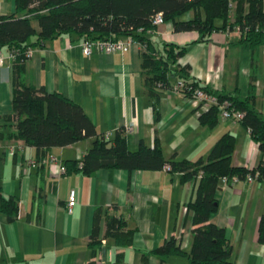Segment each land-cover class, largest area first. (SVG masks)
<instances>
[{
    "label": "crops",
    "instance_id": "0c3cea01",
    "mask_svg": "<svg viewBox=\"0 0 264 264\" xmlns=\"http://www.w3.org/2000/svg\"><path fill=\"white\" fill-rule=\"evenodd\" d=\"M12 11L13 0H0V15ZM189 16L187 13L182 18ZM147 36L156 44L166 41L185 45L175 65H187L190 76L217 92L244 98L253 88V107L264 118V44L252 49L238 43L240 32L236 27L215 30L206 41H199L195 31L174 32L169 22L159 24ZM79 42L59 36L31 47L21 80L72 100L99 133L131 125L132 133L124 134L129 150L136 149L140 141L151 146L156 139L165 158L194 161L205 158L215 141L223 133H230L234 137L232 166L250 169L262 159L257 144L237 121L218 116L212 127L201 125L197 117L205 109L168 88L158 91L154 120L153 100L143 87L137 44L124 52L92 51L84 56ZM0 51L6 55L7 51ZM174 81L170 78L168 82L171 85ZM11 95V60L5 57L0 63V130L10 123L9 129H14L13 120L1 119L10 113ZM89 142L83 139L37 151L21 139L0 140V196L13 198L17 208L11 218L0 212V264H86L94 211L110 204L116 205L126 227L133 231L131 245L122 250L123 264H140L142 252L151 251L170 237L179 242L180 248H189L191 211L183 207L194 196L196 179L179 182L178 173L162 168L129 172L103 168L88 176L60 174L57 163L39 162L24 171L20 168L21 160H40L47 154L62 164L64 160L80 159ZM8 146H14L11 156L6 153ZM70 189L75 190L76 201L67 213ZM214 197L217 210L208 221L224 229L232 264H262L264 248L257 241V222L264 211V182L219 181ZM103 233L100 215L97 237L102 238ZM101 246L104 254L100 249L97 257L113 263L116 248L112 242L102 239ZM180 257L169 256L164 264H186ZM146 264H158V258L148 255Z\"/></svg>",
    "mask_w": 264,
    "mask_h": 264
},
{
    "label": "trees",
    "instance_id": "16d2710c",
    "mask_svg": "<svg viewBox=\"0 0 264 264\" xmlns=\"http://www.w3.org/2000/svg\"><path fill=\"white\" fill-rule=\"evenodd\" d=\"M157 12L161 13L163 22L171 24L174 32L195 31L199 41H206L215 30L236 27L240 32L238 43L252 49L264 44V0H13V11L0 15V50L14 53L10 113L1 116L3 121L13 120L14 129H9L11 123L4 124L0 140L21 139L38 151L90 139L80 159L63 161L64 174L78 172L88 176L103 168L128 172L159 170L168 164V172L178 173L179 182L196 179L194 196L185 203L186 209L191 211L189 248H180L179 242L170 237L151 251L142 252L140 264H146L148 255L156 256L158 264H164L169 256L184 257L186 264H232L231 246L224 229L209 222L208 218L217 210L214 192L221 177L236 176L244 180L249 174L264 182V118L253 107V88L244 98L220 93L190 76L187 65H175L177 58L184 54L185 45L166 41L156 44L147 36L156 28L150 20ZM187 13L190 16L182 18ZM59 36H68L71 40L131 38L140 49L143 87L153 100V110L158 91L170 86V78L182 81L181 94L186 98L195 88L212 93L217 104L199 113V124L212 127L221 111L219 104L226 101L225 109L242 112L236 121L257 144L262 159L250 169L232 166L234 137L230 133H223L205 158L194 161L174 156L165 158L156 139L151 146L140 141L136 149L129 150L122 128L105 138L72 100L56 91L47 92L43 86H28L21 80L27 60L25 49L41 46L44 41ZM155 119L157 112L154 110ZM16 209L13 198L0 196V212L11 218ZM100 215L104 220L102 238L97 237ZM132 234L115 204L102 210L96 208L88 239L90 257L86 264H95L102 239L110 240L116 248L111 264H123L122 250L131 245ZM257 241L264 248V211L257 222Z\"/></svg>",
    "mask_w": 264,
    "mask_h": 264
},
{
    "label": "built area",
    "instance_id": "2783aa9c",
    "mask_svg": "<svg viewBox=\"0 0 264 264\" xmlns=\"http://www.w3.org/2000/svg\"><path fill=\"white\" fill-rule=\"evenodd\" d=\"M162 21V15L160 12L155 13L150 20V23L154 26H158L161 24ZM238 29V28H237ZM239 31V30H238ZM132 44H136L131 38L126 37V38H116V39H97V40H90V39H83L80 40L79 42V48L80 52L84 56H88L92 51H96L99 53H113V52H124L127 51ZM32 50L30 47L26 48L24 51V56L26 59H28L31 56ZM6 55H4L0 51V63H2L6 58L12 60L14 53L11 52H6ZM182 81L181 80H175L173 84H171L168 89L172 92H178L181 93L182 89ZM187 99L191 100L192 102H195L196 105L199 108L207 109L211 104H217V99L216 96L212 93H207L201 89L195 88L191 91L190 96L187 97ZM227 104L226 101H223L219 104V107L221 108V111L219 113V117L222 119H227L230 121H236L242 116V112L239 110H227L224 108V106ZM202 112V111H201ZM133 129L132 126L127 124L122 127V133L123 134H128L132 133ZM113 134L112 131H106L103 132V135L105 138L111 137ZM17 147L20 149L21 146L20 144H17ZM6 153L11 156L14 154V146H8L6 149ZM39 162L42 163H57L58 164V172L60 174H64L65 168L61 162L58 161V159L53 156L52 154H47L46 157L40 158V160H35V159H23L19 162L20 168L24 171L27 168L31 167L34 168L38 166ZM80 165V163H78ZM162 169L165 171H169L170 166L168 164H164L162 166ZM239 180L236 176H232L230 179H226L225 177H221L219 179L220 182L222 183H227V182H233ZM254 180V177L247 174L245 176V179L243 181L245 182H251ZM76 201V192L74 189H70L68 191V195L66 198V203H65V211L67 213L71 212L72 206L74 205ZM184 210H186V207H183ZM95 264H110L109 262L101 259V258H96Z\"/></svg>",
    "mask_w": 264,
    "mask_h": 264
},
{
    "label": "water",
    "instance_id": "95a60500",
    "mask_svg": "<svg viewBox=\"0 0 264 264\" xmlns=\"http://www.w3.org/2000/svg\"><path fill=\"white\" fill-rule=\"evenodd\" d=\"M101 254H102V256H103V254H104V249H101Z\"/></svg>",
    "mask_w": 264,
    "mask_h": 264
},
{
    "label": "rangeland",
    "instance_id": "374dc122",
    "mask_svg": "<svg viewBox=\"0 0 264 264\" xmlns=\"http://www.w3.org/2000/svg\"><path fill=\"white\" fill-rule=\"evenodd\" d=\"M185 16V15H184ZM34 24H35V22H33ZM181 258V257H180ZM181 259H183V258H181Z\"/></svg>",
    "mask_w": 264,
    "mask_h": 264
}]
</instances>
